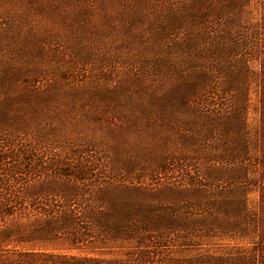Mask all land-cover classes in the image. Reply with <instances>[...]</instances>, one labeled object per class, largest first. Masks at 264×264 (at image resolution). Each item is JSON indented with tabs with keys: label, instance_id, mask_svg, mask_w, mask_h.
Masks as SVG:
<instances>
[{
	"label": "rangeland",
	"instance_id": "1",
	"mask_svg": "<svg viewBox=\"0 0 264 264\" xmlns=\"http://www.w3.org/2000/svg\"><path fill=\"white\" fill-rule=\"evenodd\" d=\"M261 91L264 0H0V264H264Z\"/></svg>",
	"mask_w": 264,
	"mask_h": 264
},
{
	"label": "trees",
	"instance_id": "2",
	"mask_svg": "<svg viewBox=\"0 0 264 264\" xmlns=\"http://www.w3.org/2000/svg\"><path fill=\"white\" fill-rule=\"evenodd\" d=\"M234 37L233 28L228 29L226 40H230ZM239 42H234L235 48ZM235 51V50H234ZM231 51L230 52H233ZM264 97V91H261V98ZM53 255H47L40 252H24L18 253L17 257L22 261V263L15 264H48L50 260H53ZM52 262V261H51Z\"/></svg>",
	"mask_w": 264,
	"mask_h": 264
}]
</instances>
